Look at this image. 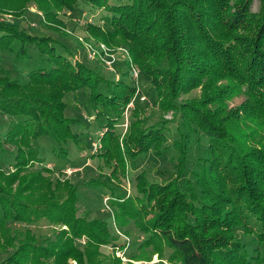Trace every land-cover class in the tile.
Instances as JSON below:
<instances>
[{
  "label": "trees",
  "instance_id": "trees-1",
  "mask_svg": "<svg viewBox=\"0 0 264 264\" xmlns=\"http://www.w3.org/2000/svg\"><path fill=\"white\" fill-rule=\"evenodd\" d=\"M30 1L0 0V15L21 19ZM35 1L43 12V26L66 35L60 13L74 11L82 0ZM110 1L90 0L109 15L104 26L88 24L89 37L111 50L124 47L132 65L150 78L160 110L173 111L175 120L149 125V118H141L144 110L133 102L138 90L124 80L132 77L129 61L122 79L113 82L67 46L59 49L53 37L32 35L0 20V64L5 53L28 58L29 47L44 61L28 73L26 82L0 71V113L13 118L0 137V149L17 148L12 169L0 170V235L6 236L0 251L14 250L0 264H69L72 259L96 264V248L110 244L109 223L77 216L76 188L45 175L52 171L43 165L46 160L37 146L43 137L58 144L59 154H67L70 143L79 145L74 127L81 124L66 116L65 98L84 88L90 90L93 112L107 117L96 140L99 156L107 164L116 160L123 173L129 160L140 155L154 151L163 156L167 126L180 119L170 141L177 152L178 176L165 185L141 177V196H112L118 220L134 219L146 234L143 249L160 255L167 249L174 264H264L261 251L255 249L251 256L236 235L243 229L264 247V0ZM198 88L201 99L180 101ZM238 95L246 97L243 108L229 110L226 102ZM126 111L129 125L119 134L116 126ZM193 134L206 136L209 145L200 159L201 170L192 171L195 182L187 180L182 186ZM37 164L42 167L35 168ZM86 185L105 186L97 179ZM40 221L67 229L53 231L54 237L39 243L30 230L14 232L9 226ZM83 236L88 239L85 250L77 244Z\"/></svg>",
  "mask_w": 264,
  "mask_h": 264
},
{
  "label": "rangeland",
  "instance_id": "rangeland-1",
  "mask_svg": "<svg viewBox=\"0 0 264 264\" xmlns=\"http://www.w3.org/2000/svg\"><path fill=\"white\" fill-rule=\"evenodd\" d=\"M131 1L111 0L110 3L123 5L129 4ZM27 6L29 11L23 18L16 19L12 15H0V20L17 24L32 35L51 36L60 43L59 49H62V46H67L68 49L73 51L77 59L91 68L97 67L108 80L116 82L122 79L125 71H127V63L131 61L129 56L126 55L124 47H115L117 50H111L103 43H96V40L89 37L86 31L90 23L100 26L105 25L103 20L109 15L106 10L93 7L90 0L80 1L74 11L64 9L60 13V19L64 23L63 27L66 34L63 35L59 32L48 30L43 26V12L41 13L38 9V4L35 0H31ZM257 6L258 3L256 2L254 4L255 9H257ZM101 45H104V48H102L106 53L101 49ZM29 48L31 49H28V58L24 59H18L15 55L7 53L3 54L0 71L13 79L26 82L28 73L44 62L35 48ZM90 49L97 52L95 59L91 58ZM107 49L112 53H108ZM110 54L116 56V63L109 66L108 64L106 65L105 60H108L107 57ZM130 64V67L133 68L131 62ZM134 67L138 70L136 66ZM124 78L129 86L137 88L138 94L133 102L143 108L144 112L141 111V118H144V116L149 118V125L158 123L163 119L175 120L173 111L164 113L160 110L157 103V93L148 76L141 73L138 79H133L129 76ZM201 95L202 89L198 88L189 94L182 95L180 101L192 102L194 99H201ZM65 100L68 104L66 116L79 119L82 126H79V128L74 127V131L80 137L79 145L70 143L65 149L67 154H59L60 147H58V144L48 137H43L39 140L37 146L46 160L43 165L52 171L45 175L51 177L53 182L57 180L67 181L76 188L78 199L76 202L77 216L84 217L87 220L97 219L109 223L110 244L96 248V264H174V262L169 260V250L167 251V249H164L163 255L156 251L153 252V249L150 248L143 249L142 246L146 239V234L137 226L134 219L128 221L118 220L116 216L117 209L113 204L115 199H112V196L118 197L117 200H120V198L122 200L136 198L137 195L141 196L142 194L140 195L138 191L141 177H144L148 183L165 185L178 176L176 170L177 152L170 146V141L171 139L173 141V137L176 135V128L180 123L179 117L174 123L172 122L167 126V141L164 144L167 150L164 151L163 156L157 157L154 151L146 155H140L136 160H129L127 170L123 173L116 160H112L107 164L105 158L103 159L99 156L102 153L100 143L98 148L94 147L96 140L105 131L107 117L98 118L97 114L93 112L90 102V90L84 88L78 92L70 93ZM245 100L246 97L244 95H238L228 100L226 104L229 110L237 111L243 108ZM133 106L131 105L130 107L133 108ZM239 115L243 116L244 113L240 111ZM12 120L13 118L0 113V137L2 139ZM129 121L130 112L126 111L125 118L116 126L119 134L126 132ZM191 137L187 155L188 169L180 179L182 186L187 180L195 182L192 171L201 170L200 159L205 157V152L209 145L208 138L203 134H193ZM252 146L258 147L256 144ZM5 148L6 151L0 149V170L10 171L17 148L12 146H5ZM93 154L96 155L94 156ZM41 167L42 165H35V168ZM92 179H97L105 186L93 188L86 185ZM152 217L153 214L148 215L146 221ZM9 226L14 232L16 230L21 232L30 230L39 243L46 237H54L53 231L67 229L65 226H55L46 221H40L33 225L10 223ZM236 235L242 243L246 244L251 256H255L254 250L259 249L264 258V247L257 243L255 236H246L243 233V229H237ZM5 238L6 236L0 235V244L4 243ZM87 242L86 236L77 240L81 250H85L84 247ZM113 244L124 245V248L114 247ZM92 248L93 246L90 247L91 250ZM13 252V249H9L6 252L0 251V263ZM69 264H77V262L72 259ZM86 264H88L87 261Z\"/></svg>",
  "mask_w": 264,
  "mask_h": 264
},
{
  "label": "built area",
  "instance_id": "built-area-1",
  "mask_svg": "<svg viewBox=\"0 0 264 264\" xmlns=\"http://www.w3.org/2000/svg\"><path fill=\"white\" fill-rule=\"evenodd\" d=\"M104 48V45H101V49L103 50V48ZM122 49V48H121ZM120 49V50H121ZM123 50V49H122ZM124 51H125V53H126V55H128V52H127V50L126 49H124ZM103 52H105L104 50H103ZM107 52L108 53H112L109 49H107ZM106 53V52H105ZM96 55H97V52L96 51H93V50H91L90 49V56H91V58H94L95 59V57H96ZM108 60L106 59L105 61H106V65L108 64L109 66L111 65V64H115L116 63V56H114L113 54H110V55H108ZM139 75H140V71H138L134 66H133V68H132V78L133 79H138L139 78ZM133 106V103H131L130 104V106ZM129 106V108H131ZM98 144V145H97ZM96 145V146H95ZM94 145V147H96V148H98L99 147V143L98 142H96V144Z\"/></svg>",
  "mask_w": 264,
  "mask_h": 264
}]
</instances>
